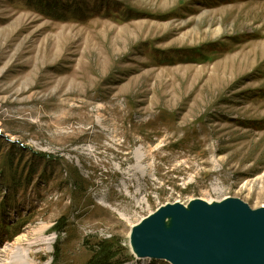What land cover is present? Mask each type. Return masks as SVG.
I'll return each instance as SVG.
<instances>
[{"label":"rangeland","instance_id":"1","mask_svg":"<svg viewBox=\"0 0 264 264\" xmlns=\"http://www.w3.org/2000/svg\"><path fill=\"white\" fill-rule=\"evenodd\" d=\"M264 208V0H0V264L138 259L168 205Z\"/></svg>","mask_w":264,"mask_h":264},{"label":"water","instance_id":"2","mask_svg":"<svg viewBox=\"0 0 264 264\" xmlns=\"http://www.w3.org/2000/svg\"><path fill=\"white\" fill-rule=\"evenodd\" d=\"M131 245L138 259L171 264H264V208L235 198L168 205L133 229Z\"/></svg>","mask_w":264,"mask_h":264},{"label":"trees","instance_id":"3","mask_svg":"<svg viewBox=\"0 0 264 264\" xmlns=\"http://www.w3.org/2000/svg\"><path fill=\"white\" fill-rule=\"evenodd\" d=\"M117 252H113V249L108 244H102L99 246V251L97 255L89 264H123L125 261H118Z\"/></svg>","mask_w":264,"mask_h":264},{"label":"bare ground","instance_id":"4","mask_svg":"<svg viewBox=\"0 0 264 264\" xmlns=\"http://www.w3.org/2000/svg\"><path fill=\"white\" fill-rule=\"evenodd\" d=\"M228 199V198H227ZM226 200V199H225ZM224 201V200H223ZM167 225L169 226L170 225V223H169V221H167ZM31 264H33V263H31Z\"/></svg>","mask_w":264,"mask_h":264}]
</instances>
